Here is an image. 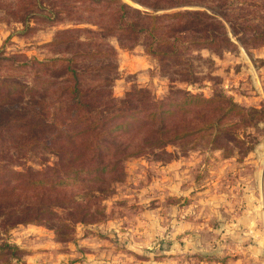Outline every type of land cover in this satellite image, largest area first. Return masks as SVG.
Returning <instances> with one entry per match:
<instances>
[{"label":"rangeland","instance_id":"obj_1","mask_svg":"<svg viewBox=\"0 0 264 264\" xmlns=\"http://www.w3.org/2000/svg\"><path fill=\"white\" fill-rule=\"evenodd\" d=\"M140 1L0 0V80L18 84L14 89L0 85V109L9 108V117L0 114V179L12 186L17 181L3 172L6 168L42 170L56 161L54 144L30 139L23 122L9 121L47 110L59 117L64 103L58 102H67L61 95L68 81L59 76L64 71L60 61H49L71 54L86 86L103 84L98 79L111 73L105 85L113 97L145 88L155 98H173L175 109L178 103L183 106L168 115V125H200L199 111H205L207 121L221 117L218 133L210 141L209 132L201 130L164 150L146 149L124 158L105 172L104 181L94 182L105 188L96 197L86 194L87 183L72 179L51 189L21 183L15 189L18 202L46 193L51 198L72 195L101 212L94 214L95 221L73 223L65 237L47 222L6 227L0 216V264H264L263 242L258 244L247 223L237 220L253 192L251 177L259 169L256 148L264 144V0ZM123 3L149 12L155 5H168L155 13L197 11L175 33L178 54L161 62L145 52L141 37L115 31L118 21L131 15L126 8L127 16L120 18ZM94 48L105 53L83 54ZM111 61L114 72L98 70ZM180 90L212 100L205 110L183 104L176 100L184 97ZM228 98L246 113L231 109ZM52 131L51 126L44 132ZM175 160L182 183L192 186L176 196ZM210 174L212 193L224 199L215 201L219 206H204L201 194L193 196ZM178 222L186 223V230L175 232Z\"/></svg>","mask_w":264,"mask_h":264},{"label":"trees","instance_id":"obj_2","mask_svg":"<svg viewBox=\"0 0 264 264\" xmlns=\"http://www.w3.org/2000/svg\"><path fill=\"white\" fill-rule=\"evenodd\" d=\"M166 7L168 5H155L149 12L129 7L128 4L123 3L120 6L122 12L120 18L127 16L126 8L129 10L127 13L131 12V15L122 19L121 22L118 21L114 30L141 37L144 41L145 52L161 62L174 57L178 54L175 33L181 32L182 25L180 24L187 23L190 14L197 13V11L186 9L154 12L159 8L166 9ZM175 19L177 20L175 21ZM200 29L202 32L205 31L202 26ZM207 40L203 39L204 42ZM92 50L90 52L83 51V54L90 56L105 53L100 48ZM108 51L110 55H113L115 50L112 47ZM58 61L64 69L59 76L68 81L61 95V97L66 96L67 102H58L64 103V105H60L59 112H57L59 117L54 118L48 114L47 110L42 111V113L45 112L42 116L30 113L26 117H15L10 119L13 121H9L11 123L19 120L20 124L23 122L24 126L29 128L30 139L35 137L37 141H45V145L54 144L56 149L52 152L55 153L56 161L52 165H46L42 170L6 168V171L3 172L14 175L17 183L9 186L6 180L0 179V216L6 227L15 226L17 223L47 222L57 233L63 232L62 236L65 237L64 230L70 229L73 223L95 221L97 217L93 216L95 213L101 212V208L96 206L91 209V205L87 201L83 203L77 198H73L72 195L65 197L63 194H57L51 198L49 193H46L41 197L25 198L18 202L15 189H20L21 183L48 184V188L51 189L56 184L72 179L79 183H87L86 194L96 197L93 194L103 193L105 188L95 187L94 182L98 179L104 181L105 172L112 170L124 158L144 153L146 149L164 150L166 145L174 144L176 139L201 132V130L209 132L211 141L219 131L216 127L221 125V117H214L211 121H207L205 111H199V116L202 118L200 125L186 124L180 127L168 125L166 123L168 115L178 110H184L180 103H178L177 109L173 108L176 105L173 98H168V96L162 99L155 98L145 88L127 92L122 98H115L105 85V82L109 81L111 73L105 75L103 79H98L103 80V84L98 82L95 85L87 84L86 86L80 77L82 71L75 64L77 59L74 58V54L60 59L54 58L49 62L57 64ZM101 69H109L114 72L116 64L114 61L103 63L98 67V70ZM0 85H4L6 88L11 86L14 89L18 84L9 85L4 83V80H0ZM180 92L184 97L176 99L177 102L193 103L202 106L203 110L206 109L205 105L212 100L211 97H205L199 93L181 90ZM228 103L231 109L238 108L246 113L244 108L237 107L238 104L234 103L231 98H228ZM8 109L4 106L1 107L0 114L3 112L9 117L7 115L9 113H6ZM51 126L54 131L46 136L44 131ZM38 133L41 136L40 134L36 135ZM126 135L130 137L129 142L121 141L120 137ZM31 176L33 177L31 178ZM14 196L15 200L13 201ZM17 210L19 213L15 215ZM58 210L63 211V218L57 215ZM57 221L59 223H56Z\"/></svg>","mask_w":264,"mask_h":264},{"label":"crops","instance_id":"obj_3","mask_svg":"<svg viewBox=\"0 0 264 264\" xmlns=\"http://www.w3.org/2000/svg\"><path fill=\"white\" fill-rule=\"evenodd\" d=\"M257 154L259 156V166L258 170L255 171V174H252V187L253 192H251L248 197L249 201L246 204L245 212H242L237 220L242 223H247L246 225L249 227V230L252 231V233L256 234V239L263 244H261L262 247H264V144H259L256 148ZM178 166L177 160H175V196L179 194H185L190 191H192V186L189 187V184L185 185L182 183L181 177L179 176V170L176 169ZM224 171L221 173L223 174ZM221 174L218 176V178H221ZM214 176L212 174L209 175V177L203 181H200L199 188L197 191L193 194V196H196L200 198L198 195H202L201 203L205 206L211 207L213 206H219L218 204H215V201L218 199L224 200L221 193H212V188ZM217 177L215 178V180ZM212 187V188H211ZM196 188V187H194ZM247 197V198H248ZM222 206V204H221ZM224 210L226 208L223 207ZM223 210V211H224ZM225 212V211H224ZM187 224L178 222L175 224V232H181L186 230Z\"/></svg>","mask_w":264,"mask_h":264}]
</instances>
